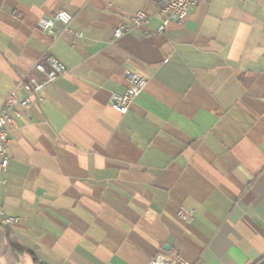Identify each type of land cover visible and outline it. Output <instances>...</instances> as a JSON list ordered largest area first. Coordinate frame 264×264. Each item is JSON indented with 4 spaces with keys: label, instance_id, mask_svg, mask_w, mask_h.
Returning <instances> with one entry per match:
<instances>
[{
    "label": "crops",
    "instance_id": "crops-1",
    "mask_svg": "<svg viewBox=\"0 0 264 264\" xmlns=\"http://www.w3.org/2000/svg\"><path fill=\"white\" fill-rule=\"evenodd\" d=\"M160 4L0 0V106L47 56L67 67L11 128L0 264H264V0H200L163 31ZM60 10L80 35L37 27ZM127 72L149 82L122 114Z\"/></svg>",
    "mask_w": 264,
    "mask_h": 264
},
{
    "label": "built area",
    "instance_id": "built-area-1",
    "mask_svg": "<svg viewBox=\"0 0 264 264\" xmlns=\"http://www.w3.org/2000/svg\"><path fill=\"white\" fill-rule=\"evenodd\" d=\"M200 0H161L159 15L163 18L160 31H163L169 22L175 21L182 23L188 16L189 9ZM74 20V14L68 10L57 11L53 15L44 14L38 22L37 27L52 35L58 34L57 23L63 25V31H68L74 35L80 33L71 27ZM133 24L136 26L149 23V15L141 10L132 17ZM132 30V25L128 22L121 23L114 31V37L120 38ZM44 62H37L34 69L43 74V79L31 76L27 83H23L30 95L21 97L19 88L13 89L5 98L0 106V176L9 165L10 161V143L11 128L15 122L22 116L23 109H29L32 104L31 96L38 95L41 90L49 83L54 82L58 77L67 72L66 65L56 57L47 56ZM127 87L124 93H113L110 97V105L118 112L125 114L128 112L134 100L142 94L148 85L149 79L146 75L136 72H127ZM179 216L191 222L194 218L193 212L186 207H180ZM18 222L15 216L7 215L0 202V226H11ZM150 264H184L179 256L167 253H158Z\"/></svg>",
    "mask_w": 264,
    "mask_h": 264
},
{
    "label": "water",
    "instance_id": "water-1",
    "mask_svg": "<svg viewBox=\"0 0 264 264\" xmlns=\"http://www.w3.org/2000/svg\"><path fill=\"white\" fill-rule=\"evenodd\" d=\"M264 261V260H263Z\"/></svg>",
    "mask_w": 264,
    "mask_h": 264
}]
</instances>
